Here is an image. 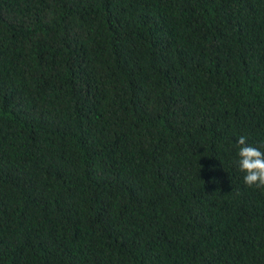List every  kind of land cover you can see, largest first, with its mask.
I'll return each instance as SVG.
<instances>
[{"label": "trees", "instance_id": "16d2710c", "mask_svg": "<svg viewBox=\"0 0 264 264\" xmlns=\"http://www.w3.org/2000/svg\"><path fill=\"white\" fill-rule=\"evenodd\" d=\"M264 0H0V264H264Z\"/></svg>", "mask_w": 264, "mask_h": 264}, {"label": "clouds", "instance_id": "9594fccd", "mask_svg": "<svg viewBox=\"0 0 264 264\" xmlns=\"http://www.w3.org/2000/svg\"><path fill=\"white\" fill-rule=\"evenodd\" d=\"M236 164L244 173L243 181L248 187L264 188V152L247 142L245 136L237 140Z\"/></svg>", "mask_w": 264, "mask_h": 264}]
</instances>
